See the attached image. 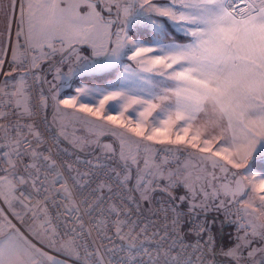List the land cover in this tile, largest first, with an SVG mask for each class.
<instances>
[{
  "label": "snow or ice",
  "instance_id": "obj_1",
  "mask_svg": "<svg viewBox=\"0 0 264 264\" xmlns=\"http://www.w3.org/2000/svg\"><path fill=\"white\" fill-rule=\"evenodd\" d=\"M17 3L19 0L10 7ZM19 6L21 27L23 30L27 25L29 41L33 33L38 32L45 41L88 42L93 35L90 29L104 28L112 45L106 49L103 43L99 44V50L105 52V61L89 63L84 59L77 63V68L102 71L131 53L128 59L135 67L125 65L116 82L104 88L85 86L77 90L81 101L97 95L102 97L98 106L79 104L81 111L92 116L100 115L109 102H117L124 111L136 106L129 113L130 116L139 114L134 124L131 120L124 123L115 116H106L111 124L126 130L118 133L111 129L113 135H119L123 140L130 133L145 141L183 145L182 148L168 147L157 151L171 154L194 149L200 159L210 161L212 167L222 170H227L226 165L241 168L254 153L264 155V0H143L139 9L115 0L109 11L114 6L117 19H122L124 25L130 16L147 14L152 33L144 40L130 38L122 31L111 32L112 23L97 12L95 0H42L35 5L44 10L39 18L32 12L31 0L27 11L24 4ZM158 18L167 19L158 23ZM169 21L184 33L181 40L170 37L166 30ZM112 36L116 37L114 41ZM93 44L95 48V41ZM94 54L98 53L94 51ZM109 88L115 90L109 91ZM61 103L74 107L77 98ZM145 148L150 150L151 145H145ZM33 156L35 160L39 159L36 153ZM8 163L10 168H15L12 160ZM238 175L240 173H232L233 177ZM234 184L235 187L232 183L222 185L226 195L235 196L242 184L254 185L253 191L262 193L259 207L264 209V175L235 180ZM62 189L66 198L71 195L67 182L62 184ZM0 191L5 193L7 202V196L15 191V184L5 178L0 181ZM116 227L119 230V223ZM260 227L259 235L264 239V224ZM36 228L52 235L47 220L42 219ZM36 228L29 227V234L35 232L39 236ZM196 230L207 232L210 228L202 224L196 226ZM213 243L210 236L206 246L211 247ZM247 243L249 241L244 238V243L228 248L223 255L240 264ZM79 247L74 241L66 240L61 250L75 255ZM260 251L264 252V249ZM254 253L255 250L249 251V257ZM45 255L0 209V264H35L37 256ZM51 264L57 262L52 260ZM261 264H264V258Z\"/></svg>",
  "mask_w": 264,
  "mask_h": 264
},
{
  "label": "built area",
  "instance_id": "obj_2",
  "mask_svg": "<svg viewBox=\"0 0 264 264\" xmlns=\"http://www.w3.org/2000/svg\"><path fill=\"white\" fill-rule=\"evenodd\" d=\"M122 5L139 9L141 0ZM129 19L138 24V14ZM61 44L55 40L42 52L51 54ZM35 53L26 42L13 53L11 44L0 73V173L19 170L13 182L16 194L29 207L25 222L47 220L54 243L72 240L80 246L73 256L54 253L73 264H235L220 251L213 220L184 207L177 198V184L155 180L157 194L147 210L116 153L83 154L65 142L61 126L53 120L45 77L35 67ZM67 61V56L60 58ZM18 71L23 97L20 83L4 81ZM184 157L176 158L174 151L155 153L159 162L176 163ZM9 159L15 168L9 167ZM64 182L71 190L67 198ZM244 206L238 199L224 209L223 223L233 231L251 230ZM202 224L210 231L198 232L196 226ZM210 236L214 243L207 247Z\"/></svg>",
  "mask_w": 264,
  "mask_h": 264
},
{
  "label": "rangeland",
  "instance_id": "obj_3",
  "mask_svg": "<svg viewBox=\"0 0 264 264\" xmlns=\"http://www.w3.org/2000/svg\"><path fill=\"white\" fill-rule=\"evenodd\" d=\"M114 0H104L100 1L99 8L96 7L97 12L101 14L104 20L111 21L112 27L110 29L111 32H118L122 31V34L127 33L129 36L130 29L133 26L130 24V19H128V23L124 25L123 20H118L115 18L117 16V10L114 6L111 7V11H109V6L114 4ZM20 4H24L23 0H19V3L16 4V24H15V32H17L19 27V17L21 15ZM18 15V17H17ZM151 27V26H150ZM152 28V27H151ZM93 32L92 37L88 42H84L83 40L79 41L80 44H83L79 50H75L73 52H65L66 50L59 51L57 55L53 53L48 54L44 52H36V69L45 77L46 82V91L48 97L51 101H53L52 106V116L53 120L56 125L61 126V131L66 143L67 140H70L79 147V153H89V152H96L106 150L109 152L116 153L115 149L113 148H121L120 155L122 159H130L135 161L132 163L134 166L139 162V154L137 152L138 145L140 147L141 142L137 144L138 139L133 134L127 133L125 138L122 140V143L131 141L128 144V148H124L118 144L117 140H114V147L112 149H107L104 147L103 140L106 138H110L111 136V129H116L117 132L126 131L124 129H120L119 125H113L109 121L106 120V112L110 110L109 108H114L116 110L120 109V104L117 102H109L107 103L101 114L98 116H92L89 113L83 112L80 110L79 104L81 102L88 103L89 106L96 105L98 106L99 100L102 98L100 96H93L88 100L81 101L78 97V89L82 87H95V88H104L109 84L116 82L117 76L111 79L110 81L102 84H88V83H78L77 79L90 72L87 69H80L77 68L76 65L80 60L86 59L87 62L93 63L96 61H91L94 59L93 54L95 52H100L99 44L103 43L105 48H110L112 45L109 43L108 37L104 34V28L98 27L97 29H90ZM113 41L116 39L115 36L111 38ZM93 41H95V48ZM24 43V42H23ZM93 48L91 50L90 46ZM73 46V43L69 44V47ZM18 47V46H17ZM12 44V52L17 53V48ZM54 50V49H53ZM102 52V51H101ZM45 55H44V54ZM51 55V56H48ZM54 56V57H53ZM62 56H67L68 61L67 63L60 62V58ZM46 60L47 62H42ZM122 57L119 61L112 63L104 70L114 68L119 66L122 62ZM105 61V52H103L102 57H100L99 62ZM46 63L47 67L44 68L43 64ZM47 70V71H46ZM71 70V71H70ZM102 70V71H104ZM21 72L18 71L13 75H9L5 80H12L18 83L20 80ZM109 91L115 90L114 88H109ZM77 98V103L74 107H68L61 103L63 100H71L72 98ZM119 136V135H118ZM130 137V139L128 138ZM69 145V144H68ZM71 147V146H70ZM177 147H183L179 145ZM141 148V147H140ZM176 148V147H175ZM191 153V154H189ZM117 154V153H116ZM175 157L180 158V155L184 154L185 157L183 159L177 160V162L171 166L169 171H165V169L161 166V164H156L152 162L155 157L154 154L151 155V162L149 166L143 170H138L137 168L133 167L131 162H126L122 160L125 164V171L127 177H131L134 180V188L136 190L137 197L141 200L146 202H150L156 196L157 192H154V182L157 179H162L164 182H175L177 187L179 186V193L176 192L177 198L183 204H187L189 206L195 207L197 210H200L205 214H222L223 210L227 207V205L231 204L233 201L238 199H243L245 202L244 206V215L247 210L248 206V197L247 195L237 196L233 199V195L225 194L223 191L222 185L234 182V177L232 173H240L247 174L250 169H254L255 171L260 172L261 174L258 176L264 175V155L258 154L257 156L249 159L246 164H244L241 168L236 169L232 168L231 165H226L227 170H222L221 168L212 167L210 161H205L199 158V154H197L196 150L189 149L188 152H176L174 151ZM118 155V154H117ZM145 155V154H144ZM219 159V158H217ZM127 160V159H126ZM159 162V161H158ZM257 162V164H256ZM221 164H225V161L220 160ZM138 165V164H137ZM247 169V173L245 172ZM17 173L20 174L19 170ZM15 171H9L5 173H0V181H3L5 178L13 181V174H17ZM238 175V176H240ZM238 176H236L238 178ZM235 177V178H236ZM241 177V176H240ZM246 177V176H244ZM130 178V179H131ZM14 183V182H13ZM183 198V199H181ZM4 204V205H3ZM183 204V205H184ZM0 209L3 211H9V217L15 220V224L17 228L28 238L31 242L32 240L24 231V229L29 232V227L36 228L39 224L37 221H32L30 223L25 222L24 215L26 212L29 211V207L25 204L19 196L16 194V186L15 191L13 194L7 196V202L5 198V193L0 191ZM212 212V213H211ZM264 213V209H262ZM18 214V216H17ZM246 219V218H245ZM248 222V220H246ZM20 224V225H19ZM249 225H251L248 222ZM23 229H22V228ZM39 231L40 235L37 236L35 232L32 235L38 241H41L43 244L46 245L48 251H45V254L48 259L55 260L57 264H73L72 262L58 256L56 253L51 252H58L61 254H65L67 256L68 253L61 250V245L64 242L54 243L49 235L44 233L42 228H36ZM261 229H257L253 225H251V230L249 231H241V232H258L257 235L252 236V239L248 240L249 243L251 241L250 248H248L249 243L246 244L245 249L243 251V256L240 261V264H261L262 258H264V252L260 251L264 249V239H261L259 232ZM235 233H240V231H235ZM51 241V242H50ZM252 241L255 243H252ZM32 243V242H31ZM239 243H242L240 241ZM244 243V242H243ZM220 251L227 250L223 244H219ZM49 250H52L51 252ZM258 251L255 252L253 256L249 257V251Z\"/></svg>",
  "mask_w": 264,
  "mask_h": 264
},
{
  "label": "crops",
  "instance_id": "obj_4",
  "mask_svg": "<svg viewBox=\"0 0 264 264\" xmlns=\"http://www.w3.org/2000/svg\"><path fill=\"white\" fill-rule=\"evenodd\" d=\"M23 1H24V5H25V11H27V4L29 3V0H23ZM100 1H103V3H104V0H95L97 8H99ZM125 1L126 0H121L120 3L122 4ZM14 2H15V0H0V73H1V70H2L3 65H4V61H5L6 57L8 56V51H9V49L11 47V44H13L16 47L17 46L19 47L23 42H26V43H28V45L35 52H41L42 49L46 45H53L54 44V41L42 40L41 37L39 36L38 32H34L32 40L29 41V39L27 37V25L23 26V30H22V27H21V23H20L21 15L19 17V27H20V29L17 32H15L16 6L15 7H10V5L12 3H14ZM31 2L34 5V7L32 9V12L35 14V16L37 18H39L44 10L39 8V7H35V5L40 4L42 2V0H31ZM142 3H143V0H141V4ZM17 17H18V15H17ZM115 18L117 19V16H115ZM166 19L167 18H158L157 22L161 23L163 21H166ZM138 23L143 24V25H147L149 27L150 26L152 27L151 21H149L148 18H147V14L138 13ZM171 24L176 30H178L179 32L183 33L181 31V29L178 28L175 24H173V23H171ZM130 38H133V39H136V40H144L143 38H135L133 36H130ZM57 40H59V39H57ZM79 41H81V40H67V41L63 42L61 45L55 46L54 47L55 50L53 51V54L57 55V53L59 51H62L64 49L66 50L65 52H67V53L68 52H73L75 50H79V48L83 45V44H80ZM71 43H73V46L69 47V44H71ZM84 44H87V43H84ZM87 45L90 46V44H87ZM90 48H91V50L93 49L91 46H90ZM96 53H98V54H93L94 59L91 60V61L99 62L100 57H102V55H103V51L102 52L101 51L100 52H96ZM35 55H36V53L34 54V56ZM130 55H131V53H128V56H130ZM48 56H51V55H48ZM128 56L122 57L123 60H122L121 64H119V72H118V75H117V79H118L119 74L123 73L125 65L133 64V62L128 59ZM34 60L36 62V57H34ZM44 61L47 62L46 60H43L42 62H44ZM43 65H44L43 66L44 68L47 67L46 63H44ZM133 67H135L134 64H133ZM19 82H20V85H19V88H20L19 97H23L24 96V91H23V86L21 84V79L19 80ZM120 107H121V110L120 109L116 110L114 108H109L110 110H108L106 112V115L107 116L108 115L115 116L120 121H122L124 123H128L129 120H131L132 123L134 124L135 121L139 119V114L138 113H134L132 116L129 115V113L132 112V108L136 107L135 105L129 107L127 111H124V109L122 108L121 105H120ZM121 112H123V115H121ZM111 136L112 137L106 138L102 142V143H104V147L107 148V149L108 148L112 149L114 147L113 146L114 145V140H117V142L120 145V147L124 146V148H126V149L128 148V144L131 142L129 140L128 142L122 143V139L120 138V136L113 135L112 133H111ZM136 138L138 139V141H140V142L142 141L141 145H140L141 148L139 147V145H138V148H137V152L139 154V160H138L139 162L137 163L138 165L136 164V166H134L132 164V163H135V161L130 160L128 158H126L127 160L126 159H122V157L120 155L121 148H117V149L113 148V149H115L116 153L118 154V156H119V158L121 160H125L126 162L127 161L131 162L132 166L137 168L138 170H143V169H145V168H147L149 166V163L151 162V158L150 157H151L152 154L156 153L157 149H164V148H168V147H172L173 149H175V147H177V145L159 144V143H157L155 141H145V140H143L140 137H136ZM172 138L175 139V136H173ZM67 142H68L67 144H69V146H71V148H73V150H75L77 152H82V151H79L80 150L79 147L76 146V144H74V142H72L70 140H67ZM145 145H151V149L147 150L145 148ZM102 151H104V150H102ZM149 154H151V155L149 156ZM258 154H260V153H254L253 157L257 156ZM250 159H252V158H250ZM145 161H147V164L145 163ZM155 161H156V164H161V166L165 169V171H169L171 166H173L175 164V163H170V161H168V160L167 161L158 162L155 159V157H154L152 162L155 163ZM247 161H245L244 164H246ZM260 174H261L260 172L255 171L254 169L253 170L250 169L247 174H242V175H240L241 177L238 176V178L234 177V181L235 180H246L248 177H251V178L254 179V178L260 177V176H258ZM244 176H246V177H244ZM131 180H132V178H131ZM157 180H162V179H157ZM165 183H167V184H175V182H169V180L165 181ZM132 184L134 186V180H132ZM233 187H235L234 182H233ZM254 187L255 186L251 185V184H248L247 186H244L242 184L241 190L239 192H237L235 196H233V199L235 197H237V196L247 195V197H248V206H247V210H246V213H245V218H246V220H248V222L251 225H253L257 229H261L260 225L264 224V214H262L263 213L262 209L259 207V204L261 203L259 197H260V195H262V193H260L259 191H253ZM179 188L180 187L178 186L177 189H176V192H178V193H179ZM134 190H135V188H134ZM153 191L156 192L155 190H153ZM135 192H136V190H135ZM138 199L141 201V203L144 205V207L147 210H151L152 201L150 202V200H149V202H146L144 200H141L140 198H138ZM183 206L188 208V209L189 208H193L197 213L204 214V215L208 216L209 218H211L213 220V222H214L215 229L217 231L218 242H219L220 245L223 244V246L226 249L234 247L240 241H242V243H243L244 242V238H247V241H248V240L252 239V236L254 235V233H256L255 235H257V233H258V232H247V233L246 232H240V233H235L230 227L226 226L223 223L224 210H223L222 214H214L213 213V214L209 215V214L203 213L201 211V209L197 210L193 206H189L187 204H184ZM3 214L6 215L9 219H11L14 224H16L15 220L13 218L9 217V215H10L9 211H5L4 210ZM24 231L27 233V235L32 240L31 241L32 244H34L36 246V248L40 252L45 253L46 250L48 251V249H47L45 244H43L41 241H38L37 239H35L25 229H24ZM255 235H254V237H255ZM252 243H254V242L252 241ZM250 245H251V241L249 243L248 248H250ZM49 251L51 252V250H49ZM255 252H258V251H255ZM52 253H54V252H51V254ZM227 258L231 259L230 257H227ZM35 264H51V260L48 259L46 255L43 256V257L37 256Z\"/></svg>",
  "mask_w": 264,
  "mask_h": 264
},
{
  "label": "trees",
  "instance_id": "obj_5",
  "mask_svg": "<svg viewBox=\"0 0 264 264\" xmlns=\"http://www.w3.org/2000/svg\"><path fill=\"white\" fill-rule=\"evenodd\" d=\"M166 30L169 32L170 37H172L173 39L181 40L184 37V34L176 30L170 22H167ZM151 33V27L140 23L133 25L130 29V34L135 38L146 39L151 35ZM118 72L119 66L104 71L90 72L80 76L77 79V82L81 84L88 83L92 85L102 84L110 81L111 79L113 80V78L118 75Z\"/></svg>",
  "mask_w": 264,
  "mask_h": 264
},
{
  "label": "water",
  "instance_id": "obj_6",
  "mask_svg": "<svg viewBox=\"0 0 264 264\" xmlns=\"http://www.w3.org/2000/svg\"><path fill=\"white\" fill-rule=\"evenodd\" d=\"M111 45V44H110Z\"/></svg>",
  "mask_w": 264,
  "mask_h": 264
}]
</instances>
